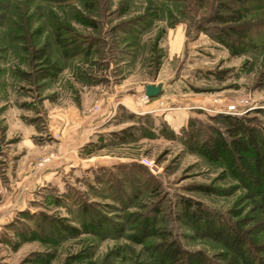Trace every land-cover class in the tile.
<instances>
[{
    "label": "rangeland",
    "instance_id": "374dc122",
    "mask_svg": "<svg viewBox=\"0 0 264 264\" xmlns=\"http://www.w3.org/2000/svg\"><path fill=\"white\" fill-rule=\"evenodd\" d=\"M210 14L194 0H0L1 263L159 264L171 240L222 261L179 213L183 199L224 222L250 208L207 148L228 105L264 107V9L247 16L263 46L240 55L201 30ZM147 84L162 86L156 108Z\"/></svg>",
    "mask_w": 264,
    "mask_h": 264
},
{
    "label": "trees",
    "instance_id": "16d2710c",
    "mask_svg": "<svg viewBox=\"0 0 264 264\" xmlns=\"http://www.w3.org/2000/svg\"><path fill=\"white\" fill-rule=\"evenodd\" d=\"M206 1L211 4V14L206 21L214 27H201V30L207 31L211 38L228 48L231 55L254 52L263 46L256 41L254 26L247 22V16L252 10L264 9V0H194L200 7ZM138 21L131 27L148 23V20ZM79 46V41H74L66 45V50L72 55L77 53ZM250 113L264 116V107L254 108L240 116L230 113L213 116L223 121L225 132L212 128L218 140L216 145L210 143L207 148V154L213 158L226 160L228 172L237 181V187L244 190L249 210L234 220L224 222L202 203L183 199L179 213V219L189 224L197 236L221 244L225 251L221 254L222 261L214 262L202 252L185 250L171 240L158 245L159 264H264V123ZM202 143L204 145L205 142ZM90 154L87 152L85 156ZM142 229V235L157 234L152 225L144 223ZM162 236L167 237L166 234Z\"/></svg>",
    "mask_w": 264,
    "mask_h": 264
},
{
    "label": "water",
    "instance_id": "95a60500",
    "mask_svg": "<svg viewBox=\"0 0 264 264\" xmlns=\"http://www.w3.org/2000/svg\"><path fill=\"white\" fill-rule=\"evenodd\" d=\"M161 84H147L144 87V94L150 98L157 97L161 92Z\"/></svg>",
    "mask_w": 264,
    "mask_h": 264
},
{
    "label": "crops",
    "instance_id": "0c3cea01",
    "mask_svg": "<svg viewBox=\"0 0 264 264\" xmlns=\"http://www.w3.org/2000/svg\"><path fill=\"white\" fill-rule=\"evenodd\" d=\"M161 90H162V87H161ZM126 99H128L129 101H128V103H130V104H132V105H135V107L137 108V107H139L136 103L134 104V99L133 98H125V100ZM151 100V103L149 104L150 105V107L152 106V107H154V108H156L157 107V105H158V102H159V96H157V97H154V98H151L150 99ZM131 111H134L135 113H140V111L139 110H134V109H131ZM166 116V115H165ZM167 117V116H166ZM172 117V116H171ZM170 118V117H169ZM171 119V118H170ZM182 119H184V118H182ZM172 120H173V118H172ZM171 120V121H172ZM168 121V120H167ZM170 122V121H169ZM174 122L175 123H180V118H174ZM172 124H173V122H171Z\"/></svg>",
    "mask_w": 264,
    "mask_h": 264
},
{
    "label": "built area",
    "instance_id": "2783aa9c",
    "mask_svg": "<svg viewBox=\"0 0 264 264\" xmlns=\"http://www.w3.org/2000/svg\"><path fill=\"white\" fill-rule=\"evenodd\" d=\"M142 98L145 101H149V99H150V97H148L145 94L142 96ZM241 105H246V102H243ZM224 113H230V114H235V115H239L240 114V112L237 109V106L235 104L228 105L227 108H226V110L224 111Z\"/></svg>",
    "mask_w": 264,
    "mask_h": 264
}]
</instances>
